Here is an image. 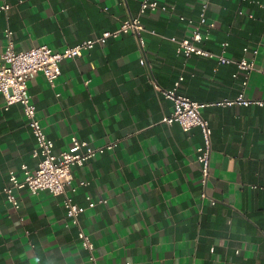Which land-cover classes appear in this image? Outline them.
Instances as JSON below:
<instances>
[{
	"label": "crops",
	"instance_id": "obj_1",
	"mask_svg": "<svg viewBox=\"0 0 264 264\" xmlns=\"http://www.w3.org/2000/svg\"><path fill=\"white\" fill-rule=\"evenodd\" d=\"M140 1L0 0L10 4L0 10V57L7 27L17 50L61 51L137 16ZM159 1L174 9L141 16L144 52L128 33L63 60L54 86L43 73L29 79L56 150H67L72 136L113 148L73 167L76 190L68 193L86 207L79 225L66 214L65 194L21 190L14 207L0 191V264H90L80 228L94 240L99 264H264V106L219 103L241 92L264 99V0H209L215 25L201 42L233 59L254 58L251 71L178 53L170 37L190 35L204 0ZM180 75L178 91L205 104L213 131L206 185L197 160L201 129L168 123L174 102L156 86L172 89ZM5 103L0 92V188L39 160L22 104Z\"/></svg>",
	"mask_w": 264,
	"mask_h": 264
},
{
	"label": "built area",
	"instance_id": "obj_2",
	"mask_svg": "<svg viewBox=\"0 0 264 264\" xmlns=\"http://www.w3.org/2000/svg\"><path fill=\"white\" fill-rule=\"evenodd\" d=\"M9 7V3L4 2L0 4L1 11H7ZM173 9L174 6L162 4L159 0H141L137 16L125 19L113 30H106L98 36L84 39L74 45H68L61 51H54L48 45L17 50L12 29L10 27L5 29L4 34L7 44L4 53L0 57V92L5 97V109H8L14 103L22 104L27 123L36 140L33 155L39 159L36 168L23 164L22 175L11 172L8 183L0 188V191L5 193L7 199L14 207H19L21 204L19 196V191L21 190H28L34 194L43 191H48L54 195L65 194L64 206L66 214L72 220V223L79 225L80 216L86 210V207L75 202L68 193L69 189L71 191L76 190V187L72 186L74 179L73 167L82 166L91 157L104 152L106 149L113 148L112 142L107 145L92 147L88 145L86 140L72 136L67 150H56L55 143L47 135L38 116L37 106L32 101L29 93L28 81L31 76L43 73L50 85L54 86L56 79L61 75V62L63 60L80 57L85 50L92 49L97 44L104 45L108 39L118 38L128 33H132L136 37L139 49L144 52L146 49L144 37L146 27L141 16L148 11L165 12ZM208 9L209 0H204L201 3L198 23L189 36L183 38L170 37L171 40L176 42L178 53L184 54L187 57L192 54L213 57L219 63L234 62L240 70L244 71L255 69L256 63L254 58L247 59L243 56L240 59H233L224 54L214 53L201 45V42L208 37L209 30L215 25L214 22L208 20ZM247 50L248 47H244V51L246 52ZM257 53L258 49L256 48L253 50V54ZM140 62L142 64H149L144 55L140 57ZM149 66L151 65L149 64ZM233 76L237 77L238 73H233ZM183 79L184 76L180 75L172 89H162L156 84L154 79L152 80L157 88L174 102V109L165 120L168 123L179 122L185 131H189L196 126L201 129L203 144L198 147L197 160L202 172V182L206 185L211 174L213 131L210 122L203 116L201 111L205 104L178 91ZM247 84L248 80L244 79L243 86ZM219 103L264 106V99L246 97L241 92L236 99H224ZM85 184H88V181L80 182V185ZM201 196H208L206 190L202 191ZM211 202L215 203V199H211ZM94 205V201H91L89 204L90 207ZM78 236L82 247L90 253V264H99L95 254V243L91 235L80 228Z\"/></svg>",
	"mask_w": 264,
	"mask_h": 264
}]
</instances>
